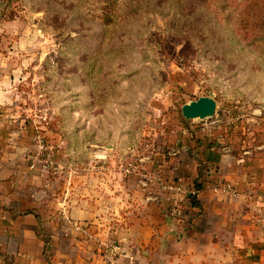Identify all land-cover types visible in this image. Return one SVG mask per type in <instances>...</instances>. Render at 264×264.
Here are the masks:
<instances>
[{"label":"rangeland","instance_id":"1","mask_svg":"<svg viewBox=\"0 0 264 264\" xmlns=\"http://www.w3.org/2000/svg\"><path fill=\"white\" fill-rule=\"evenodd\" d=\"M0 135L76 197L186 138L264 150V0H0Z\"/></svg>","mask_w":264,"mask_h":264},{"label":"crops","instance_id":"2","mask_svg":"<svg viewBox=\"0 0 264 264\" xmlns=\"http://www.w3.org/2000/svg\"><path fill=\"white\" fill-rule=\"evenodd\" d=\"M7 136L0 264H107L112 242L133 264H264V150L186 138L154 174L103 179L100 195L76 197ZM177 199L183 222L172 210Z\"/></svg>","mask_w":264,"mask_h":264},{"label":"water","instance_id":"3","mask_svg":"<svg viewBox=\"0 0 264 264\" xmlns=\"http://www.w3.org/2000/svg\"><path fill=\"white\" fill-rule=\"evenodd\" d=\"M217 102L213 96H202L182 106V114L187 119H205L213 116Z\"/></svg>","mask_w":264,"mask_h":264},{"label":"built area","instance_id":"4","mask_svg":"<svg viewBox=\"0 0 264 264\" xmlns=\"http://www.w3.org/2000/svg\"><path fill=\"white\" fill-rule=\"evenodd\" d=\"M166 187L169 190H171L175 194V196L183 191L182 187H180L179 185H177V186L176 185H167ZM227 189L229 191L231 190L230 187H227ZM179 203H180V200L177 199L174 206L172 207V210H173V213L179 217V221L183 222L184 219L186 218V215L184 214V212L180 208ZM121 257H123V258H121ZM125 259H126V261H127V259L129 260V264H133L132 256L124 255L121 252V248L119 247V245H117L114 242H112L108 245V252H107V257H106L107 264H125Z\"/></svg>","mask_w":264,"mask_h":264}]
</instances>
